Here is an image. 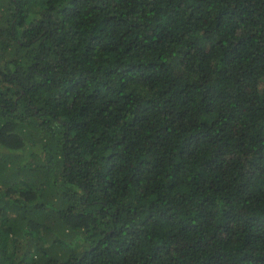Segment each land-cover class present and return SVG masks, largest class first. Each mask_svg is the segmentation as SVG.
Wrapping results in <instances>:
<instances>
[{"label": "trees", "instance_id": "1", "mask_svg": "<svg viewBox=\"0 0 264 264\" xmlns=\"http://www.w3.org/2000/svg\"><path fill=\"white\" fill-rule=\"evenodd\" d=\"M0 264H264V0H0Z\"/></svg>", "mask_w": 264, "mask_h": 264}]
</instances>
